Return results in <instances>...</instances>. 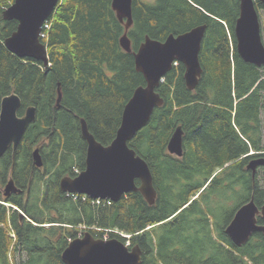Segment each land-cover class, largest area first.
I'll return each instance as SVG.
<instances>
[{
	"label": "trees",
	"instance_id": "16d2710c",
	"mask_svg": "<svg viewBox=\"0 0 264 264\" xmlns=\"http://www.w3.org/2000/svg\"><path fill=\"white\" fill-rule=\"evenodd\" d=\"M12 1L0 0V102L15 93L18 115L28 106L36 112L17 147L0 157V264H12L16 254V264H64L62 250L85 231L139 246L141 264H264V233L237 246L225 232L250 198L264 204L257 179L264 166L246 168L264 156V67L236 52L239 0H132L131 52L120 45L125 19L116 17L111 0H59L42 26L45 63L4 45L17 26L2 16ZM255 7L262 8L258 1ZM200 24L206 27L197 85L188 89L184 65L174 64L156 88L162 104L128 141L150 169L154 202L139 191L110 203L62 192L60 179L85 167L80 118L107 145L123 106L144 85L133 58L144 37L162 41ZM177 127L181 156L167 150ZM35 147L41 167L33 163ZM8 179L19 190L4 195Z\"/></svg>",
	"mask_w": 264,
	"mask_h": 264
},
{
	"label": "water",
	"instance_id": "95a60500",
	"mask_svg": "<svg viewBox=\"0 0 264 264\" xmlns=\"http://www.w3.org/2000/svg\"><path fill=\"white\" fill-rule=\"evenodd\" d=\"M260 2L264 10V0H239V13L233 26L235 48L239 57L246 63L264 67V42L255 2ZM59 0H13L2 16L6 20L17 21L16 29L4 39L6 48L18 57L47 61L46 46L40 41L42 26L54 12ZM132 0H111L116 17L125 19V31L120 37L121 47L131 52L127 30L132 24ZM205 24L197 25L188 31L169 34L162 41L145 36L138 48L133 51L135 69L144 78V85L137 86L123 106L120 124L114 138L107 145L97 141L89 132L86 121L80 118L81 136L86 142L85 167L75 176H63L59 186L64 193L85 195L91 199L117 201L121 196L139 191L144 199L153 203L155 189L152 174L143 158L128 146V141L149 121L155 107L163 100L156 88L164 75L174 64L184 65V81L188 89L197 85L202 68L199 61L201 41ZM60 95L58 96V100ZM20 97L10 93L0 102V157L11 147L15 149L27 126L35 119L36 109L28 106L18 115ZM170 154L181 156L182 131L177 127L167 142ZM33 163L41 167L38 148L32 152ZM258 166H264V156L249 160L246 165L252 173ZM139 181V185L136 184ZM12 179L4 186V195L18 191ZM263 222L257 223V215ZM21 216H24L20 212ZM230 240L237 246L245 243L255 232L264 233V204L258 207L253 198L235 211L225 228ZM129 237V235H123ZM64 264H141V249L131 248L121 240L95 238L89 231L71 239L61 252Z\"/></svg>",
	"mask_w": 264,
	"mask_h": 264
},
{
	"label": "rangeland",
	"instance_id": "374dc122",
	"mask_svg": "<svg viewBox=\"0 0 264 264\" xmlns=\"http://www.w3.org/2000/svg\"><path fill=\"white\" fill-rule=\"evenodd\" d=\"M257 11H258L260 25H261L262 41L264 42V10H263V8H261V9H257ZM257 179L259 180L261 186L264 187V168H260V167L257 168ZM119 233L122 234V235H125L124 233H121V232H119ZM10 235H13V233L11 232ZM106 237L107 236H105V238ZM19 257H20L19 254H16L15 257H13V258H12V255H11L12 264H16L15 263V259H18ZM22 258H24L23 254H22Z\"/></svg>",
	"mask_w": 264,
	"mask_h": 264
},
{
	"label": "built area",
	"instance_id": "2783aa9c",
	"mask_svg": "<svg viewBox=\"0 0 264 264\" xmlns=\"http://www.w3.org/2000/svg\"><path fill=\"white\" fill-rule=\"evenodd\" d=\"M44 26L46 27L47 25L44 24ZM41 36H44V33H41ZM100 201H106L107 203H110V200H101V199L92 200V202H95V203H100Z\"/></svg>",
	"mask_w": 264,
	"mask_h": 264
},
{
	"label": "flooded vegetation",
	"instance_id": "af4514ba",
	"mask_svg": "<svg viewBox=\"0 0 264 264\" xmlns=\"http://www.w3.org/2000/svg\"><path fill=\"white\" fill-rule=\"evenodd\" d=\"M9 148H11V147H9ZM35 148H37V147H35ZM35 148H34V149H35ZM34 149H33V150H34ZM36 167H37V166H36ZM258 215H259V214H258ZM256 218H257V216H256ZM257 223H258V222H257Z\"/></svg>",
	"mask_w": 264,
	"mask_h": 264
}]
</instances>
